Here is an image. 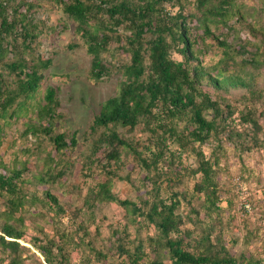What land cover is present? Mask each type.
Returning <instances> with one entry per match:
<instances>
[{
    "label": "trees",
    "instance_id": "16d2710c",
    "mask_svg": "<svg viewBox=\"0 0 264 264\" xmlns=\"http://www.w3.org/2000/svg\"><path fill=\"white\" fill-rule=\"evenodd\" d=\"M185 2L0 0V143L9 120L29 111L28 105L43 93L42 102H35L36 119L24 125V138L30 135L34 142L23 154H44L35 159L42 167L30 172L29 180L23 179L28 159L20 167L0 161V198L7 204L0 212V264H24V254L30 252L20 243L25 233L17 227L22 221L17 213L26 201L34 205L42 200L24 192L22 185L60 184L67 167H60L59 160L77 144L74 133L55 131L60 104L55 89H42L46 75H56L50 71L55 54L23 57L39 46L44 27L36 16L49 4L73 25L90 57L89 77L96 83L114 71L122 77L116 95L101 105L83 137L90 143L82 169L92 175V166H102L105 179L87 188L82 207L72 215L82 214L93 223L99 206L115 204L128 217L122 229L112 231L115 260L109 250L94 246L88 224L62 228L65 208L49 188L42 189L43 208L54 228L52 236L31 239L42 264H71L76 253L81 264H264L249 251L255 229L243 227L238 240L242 249L235 252L231 249L237 240H225L234 219H223L217 161L224 142L242 152L264 148V89L258 88L259 71L264 70V0H256L259 6L249 14L238 0H191L193 13H184ZM236 23L252 39L233 36L228 41ZM210 25L227 32L216 36ZM208 39L218 58L205 64ZM238 93L243 96L241 110L228 98ZM207 144L214 146L208 155L203 150ZM121 154L144 173L139 184L144 192L136 200H120L111 191L113 179H121L111 170ZM128 224L135 226L133 238ZM141 229L154 235L144 239Z\"/></svg>",
    "mask_w": 264,
    "mask_h": 264
},
{
    "label": "rangeland",
    "instance_id": "374dc122",
    "mask_svg": "<svg viewBox=\"0 0 264 264\" xmlns=\"http://www.w3.org/2000/svg\"><path fill=\"white\" fill-rule=\"evenodd\" d=\"M186 1L189 2L184 3V13H193L195 11L193 2L191 0ZM238 1L243 4V9L248 14L253 6H259L256 0ZM166 8L170 9L168 6ZM171 10L170 12L173 15L175 9ZM36 19L44 27L43 34L39 37V46L32 54L23 53V57L31 58V56L41 54L47 59L50 55L55 54L50 71L56 75H46L47 81L42 85V89L44 90L45 87L55 89V96L60 104L57 118L53 121L55 131L69 135L74 133L77 138V144L72 152H69L63 160H59L60 162L62 161L60 167H67V173L60 180V184L34 186L26 183V185H22L24 192L42 200L40 204L35 203L34 205L26 201L22 205V210L17 213V217L20 216L22 218L21 223L17 227L25 233L20 243L30 250V252L24 254L25 258L27 256L24 264H42V258L32 247L31 239L33 237L52 236L53 234L54 228L49 222L50 214L46 208H43L44 195L42 189L47 188L65 208L66 216L61 218V227L69 229L77 228L80 222L88 224V234L94 246L97 249L109 250L111 255L114 254L115 260H118L113 250L112 241L114 236L112 231L122 229L125 226L124 224L127 223L128 216L125 211L115 204L101 205L96 211L93 223L85 222L86 218L82 214L74 218L72 211L82 207V196L87 188L105 179L102 166L100 168L96 165L92 166V175L82 169V163L85 161L83 156L84 154H89L90 143L83 137L87 134L89 126L94 116L98 114L101 105L107 99L116 95L122 80L121 74L114 71L109 77L102 78L100 82H94L89 77L90 57L87 55L85 48L81 46V40L74 34L73 25L61 11L51 4L45 5L37 12ZM250 20L251 17L246 15V21L249 22ZM260 23L264 25V18L260 19ZM189 24L194 25L195 22L193 21ZM63 25L66 26V29H64ZM234 26V31L227 34L228 41L233 36L236 38L240 37L242 40L252 39L245 29L240 28L241 25L236 23ZM210 28L216 36L227 32L226 28L222 26L214 29L210 25ZM117 31L124 35L120 28ZM198 32L201 33L200 31ZM71 44H77L79 47L68 49L67 45ZM206 44L211 45V49L209 50L208 48L207 55L203 57V62L208 64L218 58V51L209 39ZM126 57L123 55L122 59H126ZM175 59L178 60L179 57L177 56ZM259 74L258 88L264 89V70H260ZM238 94L239 96L229 94L228 98L237 110H241L243 108L241 105L243 96L241 93ZM42 97L43 93L37 96L36 101L34 100L28 105L32 106L28 107L29 111L23 112L17 118L13 117L9 120V124L4 127V135L0 143V161L6 166L20 167L19 164L25 158L29 160L27 163L29 172L23 176L24 180L31 179L30 172H34L37 167H42L40 166L41 164L36 165L35 159L42 158L44 154H38L37 157L23 154L25 148H33L31 144L34 142V138L30 135L28 140L24 138V125L28 121L36 119L35 110L37 103L35 102H40ZM237 113L236 115H238ZM237 117L235 123L238 122ZM213 148V144H207L203 150L208 155ZM222 148L223 150L218 152L217 160L218 168H220L218 174L220 195L223 200L220 205L223 208V219L225 221L231 218L234 219L232 229L225 240H237V244L231 249L232 252H235L242 249L238 240L242 236L243 227L255 229L257 231L256 237H254L255 243L249 247V251L264 260V148L242 152L237 146L225 142L222 143ZM111 170L121 177L120 180L113 179L111 188L113 194L120 200H136V197L144 192V188L139 187L144 173L130 156L121 154L120 160L112 164ZM127 177H129L128 180H126ZM186 187L188 189L191 187L190 181ZM4 199L0 198V212L5 211L7 208ZM70 220H73L71 226ZM1 223L2 220L0 219V225ZM10 223L13 222L10 221ZM127 231L133 238L134 224H128ZM140 234L144 239L154 235L151 229L147 231L141 229ZM121 235L123 234L121 233ZM31 256L34 257L32 258ZM89 258L91 259V257ZM80 261L81 258L77 253L70 260L71 264H81ZM164 262L166 263L165 260Z\"/></svg>",
    "mask_w": 264,
    "mask_h": 264
}]
</instances>
